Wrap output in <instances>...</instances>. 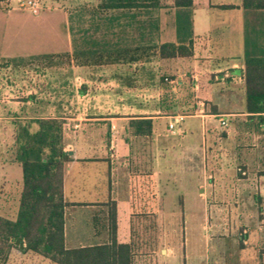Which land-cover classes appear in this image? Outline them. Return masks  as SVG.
Masks as SVG:
<instances>
[{"label": "crops", "instance_id": "0c3cea01", "mask_svg": "<svg viewBox=\"0 0 264 264\" xmlns=\"http://www.w3.org/2000/svg\"><path fill=\"white\" fill-rule=\"evenodd\" d=\"M112 1L96 0L93 6L91 0V3L86 0L87 5H76L71 11L72 20L77 22L76 31L72 27L64 39L55 38L52 15L59 13L68 21L64 9L49 10L42 17L43 10L40 11L36 17L42 21L35 31L23 25L27 48L36 39L31 41L33 32L38 33L35 35L38 45H42L39 47L49 49L37 56L67 54L77 73H69L73 88L67 106L41 107L37 102L38 105L28 108L25 107L31 104L28 97L22 107H17L18 102L7 107L13 112L7 120H11L14 137L19 121L62 122L64 152L71 158L64 170L62 186L66 248L109 244L113 211L117 243L134 248L132 198L128 197L126 183L133 156L130 141L153 137L156 126L164 123L168 135L183 140L187 157L199 153L205 160L202 165L205 171L206 141L210 137L206 129L209 125L220 127L223 120L227 125L220 127L225 131L224 140L233 145V161L237 171H242L243 179L238 181L250 183L248 187L255 190L253 203L262 206L252 233L255 236L252 238L251 234L250 238L256 243L255 264H264V121L246 113L244 86L246 58H264V14L243 9L242 0H192L191 7L186 9L174 8L172 0H147L144 3L149 6L132 10L108 8ZM138 1L140 4L141 0ZM92 10L94 15L89 14ZM116 11L121 13L111 19ZM83 15L87 18L85 27L79 23ZM128 30L133 33L134 46L130 47L125 44ZM48 33H53L50 40ZM96 42L101 49H95ZM166 43L186 47L191 44V56L160 60L158 48ZM22 57L26 55L10 59ZM159 65L168 72L163 79H159ZM80 69H101L102 73H79ZM188 90L192 92V101L184 99ZM68 108L69 116L63 113ZM21 110L23 116L18 112ZM29 111L35 116L24 115ZM46 112L48 116H44ZM142 119L152 121L149 137L134 136L129 127L130 121ZM191 120L199 122V133L186 135L185 130H176L180 124L190 130L192 123L187 122ZM173 121L170 131L168 125ZM243 140L246 149L245 145H239ZM116 166L125 167L127 173H117ZM6 169L7 165L2 174L8 182ZM239 188L243 190L242 185ZM18 207L19 200L15 217L8 220L16 219ZM76 216L79 225H75ZM12 253L20 252L12 249L6 263ZM132 264H136L135 256Z\"/></svg>", "mask_w": 264, "mask_h": 264}, {"label": "rangeland", "instance_id": "374dc122", "mask_svg": "<svg viewBox=\"0 0 264 264\" xmlns=\"http://www.w3.org/2000/svg\"><path fill=\"white\" fill-rule=\"evenodd\" d=\"M17 1L9 0L8 9H0V215L7 219L15 217L22 187L21 168L14 162L13 126L11 120H7L13 112L7 107L12 102L22 107L28 97H31L30 106H25L28 108L35 107L37 102L41 107L67 106L73 88L69 73H77L67 54L37 56L46 54L49 49L39 47L42 45H38L35 35L38 33L33 32L31 41L36 39L26 47L23 25L35 31L42 20L21 9ZM91 1L95 6L96 0ZM76 5H87L86 0H41V17L53 9L67 11L68 21L59 13L52 14L55 38L64 39L72 27L76 31L77 22L72 20L71 12ZM92 12L89 14L94 15ZM116 13L121 12H112L111 19ZM82 17L84 22L79 23L85 27L87 18ZM52 36L53 33L47 34L49 40ZM127 36L125 44L134 46L130 30ZM94 46L102 48L99 42ZM30 53L34 55L28 57ZM18 54L26 57L10 59ZM165 69L159 65V79L167 77ZM79 73L102 71L80 69ZM186 87H190L189 83ZM192 97L190 90L185 92V100L192 101ZM18 112L23 116L22 110ZM63 113L71 115L69 108ZM24 115L32 117L35 113L29 111ZM44 116H48V112ZM187 123H192L190 130L181 124L176 130H185L186 135L199 133V122ZM156 128L153 137L130 141L133 156L126 183L128 197L132 198L136 264H255L256 243L252 233L262 206L253 203L255 190L248 187L250 183L238 181L243 179L242 171H237L231 153L233 145L224 140L225 131L218 125L207 127L210 137L206 141L207 169L204 171L205 160L197 151V155L187 157L180 137L168 135L164 123ZM228 133L231 136V131ZM239 143L246 149L245 140ZM6 165L8 182L2 174ZM116 168L117 173H127L125 167ZM75 218V225H79V217ZM6 264L47 263L31 254L12 253Z\"/></svg>", "mask_w": 264, "mask_h": 264}, {"label": "trees", "instance_id": "16d2710c", "mask_svg": "<svg viewBox=\"0 0 264 264\" xmlns=\"http://www.w3.org/2000/svg\"><path fill=\"white\" fill-rule=\"evenodd\" d=\"M114 0L108 8L146 7L141 0ZM140 1V0H139ZM138 1V2H139ZM174 8L186 9L192 0H172ZM8 0H0V9H8ZM242 8L264 12V0H242ZM186 25V24H185ZM190 28L191 24L187 23ZM179 31V30H178ZM184 45L162 44L160 60L190 57ZM68 56V55H67ZM245 111L264 121V58L245 60ZM31 98V97H30ZM137 137L152 134L151 120L130 121ZM14 162L21 168L22 187L16 219L0 217V264H5L12 249L31 253L51 264H132V245L119 244L115 239L116 216L110 215L112 238L109 244L68 249L64 239V208L62 186L66 165L71 161L64 152L62 122L57 120H25L16 125Z\"/></svg>", "mask_w": 264, "mask_h": 264}, {"label": "built area", "instance_id": "2783aa9c", "mask_svg": "<svg viewBox=\"0 0 264 264\" xmlns=\"http://www.w3.org/2000/svg\"><path fill=\"white\" fill-rule=\"evenodd\" d=\"M17 2L21 9L28 10L32 15H38L41 10V0H18ZM174 123L175 121L168 125L170 131L173 130ZM226 126V122L220 120V127L225 128Z\"/></svg>", "mask_w": 264, "mask_h": 264}]
</instances>
